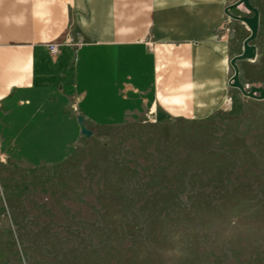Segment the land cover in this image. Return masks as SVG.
Wrapping results in <instances>:
<instances>
[{
    "label": "rangeland",
    "instance_id": "rangeland-1",
    "mask_svg": "<svg viewBox=\"0 0 264 264\" xmlns=\"http://www.w3.org/2000/svg\"><path fill=\"white\" fill-rule=\"evenodd\" d=\"M0 264H264V100L153 109L58 164L0 162Z\"/></svg>",
    "mask_w": 264,
    "mask_h": 264
},
{
    "label": "crops",
    "instance_id": "crops-1",
    "mask_svg": "<svg viewBox=\"0 0 264 264\" xmlns=\"http://www.w3.org/2000/svg\"><path fill=\"white\" fill-rule=\"evenodd\" d=\"M230 1L0 0V162L64 161L83 141L79 116L93 135L153 109L204 118L241 94L230 61L250 30L225 14ZM250 3L256 51L239 78L264 87V0Z\"/></svg>",
    "mask_w": 264,
    "mask_h": 264
},
{
    "label": "water",
    "instance_id": "water-1",
    "mask_svg": "<svg viewBox=\"0 0 264 264\" xmlns=\"http://www.w3.org/2000/svg\"><path fill=\"white\" fill-rule=\"evenodd\" d=\"M240 5H243L244 8L251 13V16H238L230 12L233 8H236ZM225 13L232 19L238 20L246 24L250 30V36L243 43V52L240 55L233 57L230 61V65L234 71L232 77L230 78L228 85L232 88H235L241 92L245 97L255 99V100H264V87L262 86H246L240 81L239 78V68L237 62L242 60H252L255 57V47L250 44L257 35L258 25H259V13L258 10L253 7L250 3V0H239L237 3L228 6L225 9ZM78 122L80 124L82 140L89 138L92 135V132L83 125L84 118L82 116L78 117Z\"/></svg>",
    "mask_w": 264,
    "mask_h": 264
},
{
    "label": "built area",
    "instance_id": "built-area-1",
    "mask_svg": "<svg viewBox=\"0 0 264 264\" xmlns=\"http://www.w3.org/2000/svg\"><path fill=\"white\" fill-rule=\"evenodd\" d=\"M69 44L73 45L74 47H79L82 45V40L80 38L71 39ZM48 52L50 55H57L59 52V45L57 44H50L47 46Z\"/></svg>",
    "mask_w": 264,
    "mask_h": 264
}]
</instances>
